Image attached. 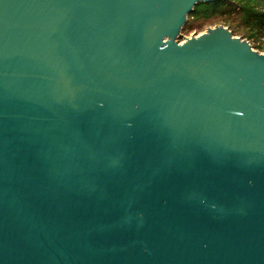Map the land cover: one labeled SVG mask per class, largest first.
Returning <instances> with one entry per match:
<instances>
[{
	"label": "water",
	"instance_id": "water-1",
	"mask_svg": "<svg viewBox=\"0 0 264 264\" xmlns=\"http://www.w3.org/2000/svg\"><path fill=\"white\" fill-rule=\"evenodd\" d=\"M0 0V264H264V53L197 3Z\"/></svg>",
	"mask_w": 264,
	"mask_h": 264
},
{
	"label": "trees",
	"instance_id": "trees-1",
	"mask_svg": "<svg viewBox=\"0 0 264 264\" xmlns=\"http://www.w3.org/2000/svg\"><path fill=\"white\" fill-rule=\"evenodd\" d=\"M218 19L226 23L231 20L237 29L241 28L243 38L257 42L264 36V0H219L197 3L188 15L182 30L189 26L190 21L207 25ZM232 33L234 34V31ZM255 48L262 51L260 45H256Z\"/></svg>",
	"mask_w": 264,
	"mask_h": 264
},
{
	"label": "rangeland",
	"instance_id": "rangeland-1",
	"mask_svg": "<svg viewBox=\"0 0 264 264\" xmlns=\"http://www.w3.org/2000/svg\"><path fill=\"white\" fill-rule=\"evenodd\" d=\"M234 24L235 23H232L231 20H229V22L226 23V22H224L221 19L213 20L211 22V24L209 23L207 25L206 24L202 25L198 21H190L189 22V26L186 27L185 30L181 31V36L178 37V39L182 42V41H184L185 38L191 37L194 34L204 33L208 28H213L214 26H219V25H222V26L228 28L231 32L234 31L233 35L235 37H239V38L245 39V38H243V34L241 32V28L237 29ZM247 41H249V43L252 45L254 50H258V49L255 48V46L257 45V42H253V40H247ZM262 46H263L262 51H260V50H258V51L264 53V41L262 42Z\"/></svg>",
	"mask_w": 264,
	"mask_h": 264
},
{
	"label": "built area",
	"instance_id": "built-area-1",
	"mask_svg": "<svg viewBox=\"0 0 264 264\" xmlns=\"http://www.w3.org/2000/svg\"><path fill=\"white\" fill-rule=\"evenodd\" d=\"M264 41V36L260 37L259 40L257 41V45L262 46V42ZM252 46V45H251ZM263 48V46H262Z\"/></svg>",
	"mask_w": 264,
	"mask_h": 264
}]
</instances>
